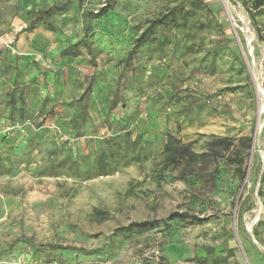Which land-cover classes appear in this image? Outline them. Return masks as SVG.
<instances>
[{"label": "rangeland", "instance_id": "obj_1", "mask_svg": "<svg viewBox=\"0 0 264 264\" xmlns=\"http://www.w3.org/2000/svg\"><path fill=\"white\" fill-rule=\"evenodd\" d=\"M105 1L77 0L52 34L61 50L89 23L96 66L84 47L56 59L42 49L0 55V264H264V10L253 20L252 0H207L213 21L201 26L198 10L185 28H158L128 68L147 21L183 0H115V10L89 19ZM214 56L216 71L205 72ZM17 67L26 92L16 91L11 113ZM93 75L83 122L69 102ZM174 84L187 96L179 102ZM190 98L213 106L179 113ZM242 137L253 138L250 150ZM236 147L251 153L244 179L227 163ZM175 211L209 220L114 235Z\"/></svg>", "mask_w": 264, "mask_h": 264}, {"label": "trees", "instance_id": "obj_2", "mask_svg": "<svg viewBox=\"0 0 264 264\" xmlns=\"http://www.w3.org/2000/svg\"><path fill=\"white\" fill-rule=\"evenodd\" d=\"M74 1L73 0H64L62 2L59 3H54L48 7L45 8H41L38 10H31L28 11L26 13L27 16V25L26 27H24L22 30L24 32H33L35 29L39 28V27H43L47 30H51L56 32L57 31V26H56V18L58 16H61L67 12H69L73 6ZM116 8V1L115 0H106L105 4L98 9L97 12H89V19L90 18H100L104 15H107L108 12L115 10ZM247 11L250 14V17L253 20H256L257 16L261 14V12L264 10V0H252L251 1V5H247ZM200 10L203 12V15L200 18V25L201 26H205L207 24L208 21H213L214 17H215V12L216 10L214 9V7L207 1V0H183L180 1L179 3H177L176 5L170 7L167 11L162 12L158 17L154 18V19H149L147 21L148 25L144 28L141 29V33L140 35L136 38L134 45L132 47V49L130 50V52L128 53V55L126 56V58L124 59V65L125 67H131L133 66V62L136 58V56L138 54L141 53V51L143 50V48L150 43L151 39H154V34L156 32V30L158 28L160 29H171V28H185L187 27V20L193 16H195L197 14V11ZM91 29V27L89 26V23L86 25L85 27V35L83 38H81L80 40L70 44L67 47H63L60 50V54L61 56H77L80 54V50L77 49L78 47H84L88 49L89 54H91L92 57V63L96 66L97 65V61H96V54L97 52L95 51V47L92 43V41L89 39L88 37V32ZM261 31V30H260ZM259 36L261 37V32L259 33ZM164 38H169L168 36L164 37ZM262 38V37H261ZM167 41H162V45H164ZM217 56V53H216ZM216 56H214L212 58V61L210 62V68L206 69L205 72L208 73H213L216 71ZM207 59V57L204 58V61ZM16 74H15V78H14V82H13V90L10 93V102H11V106H12V111L11 113H13L14 109L16 108V100H15V94L16 91H21L22 94H24L25 91V84L23 85V87L20 86V77L22 75V69L20 68H16L15 70ZM122 76L123 73L121 74L120 78L117 81V90L119 92V90L122 87L123 84V80H122ZM185 80H187V78H182L180 79V83H184ZM95 82H96V78L95 75H93L84 92L76 99H73L72 101L69 102V104H74L78 107V113L82 118L83 122H86V117L88 114V110H89V103L93 97V93H94V89H95ZM174 88H175V94L178 95L177 97V101H181L183 99V97H187L184 95H180V86L177 84H174ZM118 92L116 94H118ZM117 104H119L117 97L114 98V101L112 103V107L117 106ZM208 104L213 106V104L210 101H201L197 98H190V100L186 101L183 103L181 109L179 110V113L181 114H188L190 115V113L192 112V110L195 107H202L203 105ZM216 110H218V107H215ZM225 109V107H224ZM22 112L23 109H22ZM22 116L24 115L21 114ZM13 118V117H12ZM127 124L125 123V126ZM123 126V128L121 130H126V127ZM116 139H118V137H116ZM220 142H229L228 143V148L230 149V146L232 144V141L230 138L227 137H221L219 138ZM242 143L247 144V148L248 150L251 149L252 147V143H253V138L252 137H242L241 139ZM115 147V146H114ZM114 151L117 153L118 148H114ZM233 155H229L227 157V163L230 164H236V171L238 172V174H240L241 178L244 179L247 176V171H248V159L251 155L250 151H247L245 153H242V151L236 147V149L234 151H232ZM106 154V153H104ZM101 155L99 159H101V161L105 162V158L106 156ZM110 170H107V172H109ZM259 195L261 197L264 196V193L262 191V189L259 190ZM243 203H239L238 205V210H237V218L238 221L241 222L243 220V215L245 212V209L243 207ZM174 220H182V221H187L188 223L191 224H201L206 222L207 220H209L208 216H200L197 214H192L189 213L187 211H175L173 213H171L168 218L166 219H162V220H144V221H132L129 224L119 227L115 230L114 235L116 234H127V233H133V232H144L152 227H157V226H161V225H167L168 222L170 221H174ZM256 238L260 241V236L257 232H255ZM18 240H26V238L21 237ZM34 247L33 248V252H37V246L36 245H32ZM42 247H49L51 249H70V250H74V249H82V248H77L74 246H70V245H62V244H58V243H46V244H42ZM83 250V249H82ZM98 249H96L95 251H97ZM88 253L93 252V251H87Z\"/></svg>", "mask_w": 264, "mask_h": 264}, {"label": "crops", "instance_id": "obj_3", "mask_svg": "<svg viewBox=\"0 0 264 264\" xmlns=\"http://www.w3.org/2000/svg\"><path fill=\"white\" fill-rule=\"evenodd\" d=\"M62 1L64 0H0V37L5 42L11 41L9 45L0 41V55L5 56L13 48L18 54L42 49L52 51L54 56L57 51L56 54L61 57L59 42L52 38L54 31L47 30L42 26L33 32H24L22 29L27 25L25 15L28 11L45 8ZM73 1L71 10L56 18L57 29L59 20L69 16L77 9V0ZM54 59H56L55 56ZM28 76L29 74L26 73V78Z\"/></svg>", "mask_w": 264, "mask_h": 264}, {"label": "built area", "instance_id": "obj_4", "mask_svg": "<svg viewBox=\"0 0 264 264\" xmlns=\"http://www.w3.org/2000/svg\"><path fill=\"white\" fill-rule=\"evenodd\" d=\"M0 41H2L3 43H5V44H7V45H9L10 43H11V41L10 42H5V41H3L2 39H1V37H0ZM13 129V125H9L8 127H7V130H12ZM21 260L23 261V259L21 258ZM31 264H37V263H31Z\"/></svg>", "mask_w": 264, "mask_h": 264}, {"label": "bare ground", "instance_id": "obj_5", "mask_svg": "<svg viewBox=\"0 0 264 264\" xmlns=\"http://www.w3.org/2000/svg\"><path fill=\"white\" fill-rule=\"evenodd\" d=\"M251 40V39H250ZM256 77V76H255ZM258 81V80H257Z\"/></svg>", "mask_w": 264, "mask_h": 264}, {"label": "water", "instance_id": "obj_6", "mask_svg": "<svg viewBox=\"0 0 264 264\" xmlns=\"http://www.w3.org/2000/svg\"><path fill=\"white\" fill-rule=\"evenodd\" d=\"M256 243H258V242L256 241Z\"/></svg>", "mask_w": 264, "mask_h": 264}]
</instances>
